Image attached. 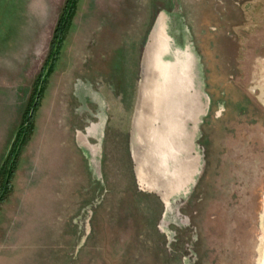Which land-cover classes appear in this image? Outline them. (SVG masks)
<instances>
[{
  "label": "rangeland",
  "instance_id": "rangeland-1",
  "mask_svg": "<svg viewBox=\"0 0 264 264\" xmlns=\"http://www.w3.org/2000/svg\"><path fill=\"white\" fill-rule=\"evenodd\" d=\"M66 2L0 0V167L48 75L0 264H264V0H78L49 73ZM175 43L201 71L192 154L173 99L194 90L159 62Z\"/></svg>",
  "mask_w": 264,
  "mask_h": 264
},
{
  "label": "bare ground",
  "instance_id": "bare-ground-1",
  "mask_svg": "<svg viewBox=\"0 0 264 264\" xmlns=\"http://www.w3.org/2000/svg\"><path fill=\"white\" fill-rule=\"evenodd\" d=\"M165 27H166L165 14L162 13L159 16V19H158V21L156 23L154 32L151 35V42L149 43L148 50H147L148 51V54L151 52V50H153V48H155L157 45H159V43L161 41V37L163 38L162 33L165 30ZM170 49L171 48L168 47V46H167V48H164V45H163V49H161V47H160V49L158 50V53H159V56H160V61H159L160 64H162V65L164 64L165 65V68H168L169 63H171L170 68L172 70L171 71L172 73L175 72L174 69H173L174 64H175V68L178 69L177 71H180L181 72L180 77H179L180 78L179 79V84H178V89L179 90L177 89L178 92L179 91L184 92V91H186V90H188L190 88V89H193L194 90V93H195V97H191V99L188 100V102L186 101V102H183L181 104L179 102L185 101L187 99V97L184 98V96H183L184 94L182 95V93H180L182 95V98H180L181 96L179 95L180 97H178V99H173V101L175 103L174 106H173L174 108L175 107L182 108L181 110L185 113V115H186L185 110H187L188 121H186V124L181 123L182 128L180 126L179 127H180V129L182 131H184L185 134H188V132H190L189 140L188 141H189V144H190V151L192 150L191 151V154H192L196 150L195 149V141L193 140L192 133L197 128V124H196L197 122L196 121H197V119L199 117L200 112L203 111V106H204V103H202V94H201V85H202V83H201V71L199 69L197 56H196V54L194 52V49L190 45H185V46H181L180 45V46H178L175 43L174 46H173V49L174 50H172L171 53H169L170 52ZM174 74L176 75L177 73H174ZM198 106H200L199 110H197ZM192 121H193V123H195L194 126H191L190 125V122H192ZM96 129L98 130V127L97 126H96ZM193 158H194V160L195 159L197 160V155L195 157H193ZM182 171H184V170H182ZM183 174H184V172H183ZM174 178H175V176H174ZM184 183H185V181H184ZM165 185L166 184L161 183V184H157V185H152V186H150V188L158 191L163 196V198L165 199V201L167 203V206L170 207L169 206L170 205V202H169L170 201V193L165 188ZM170 191H172V190H170Z\"/></svg>",
  "mask_w": 264,
  "mask_h": 264
},
{
  "label": "trees",
  "instance_id": "trees-1",
  "mask_svg": "<svg viewBox=\"0 0 264 264\" xmlns=\"http://www.w3.org/2000/svg\"><path fill=\"white\" fill-rule=\"evenodd\" d=\"M77 3L78 0H67L65 7L59 17L57 26L54 31L50 54L45 64L46 69L49 70V73L53 70L55 62L59 57L65 35L72 24V19L77 7ZM44 71L45 67L43 68V73L41 74V79L43 80L41 88L37 90L36 81L32 96L29 100L26 110L23 113L22 122L19 125L11 147L0 167V205L12 192V181L19 164L20 154L34 131L35 113L40 104V100L42 98L43 90L46 84V79L48 77V75H46ZM45 75L47 77H45Z\"/></svg>",
  "mask_w": 264,
  "mask_h": 264
}]
</instances>
